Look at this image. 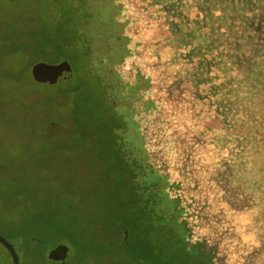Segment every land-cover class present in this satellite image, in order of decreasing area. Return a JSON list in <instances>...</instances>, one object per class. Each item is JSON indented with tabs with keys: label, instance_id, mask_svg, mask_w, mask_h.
Wrapping results in <instances>:
<instances>
[{
	"label": "trees",
	"instance_id": "16d2710c",
	"mask_svg": "<svg viewBox=\"0 0 264 264\" xmlns=\"http://www.w3.org/2000/svg\"><path fill=\"white\" fill-rule=\"evenodd\" d=\"M48 1L0 15L10 125L47 129L0 151V235L41 264H264V0Z\"/></svg>",
	"mask_w": 264,
	"mask_h": 264
},
{
	"label": "rangeland",
	"instance_id": "374dc122",
	"mask_svg": "<svg viewBox=\"0 0 264 264\" xmlns=\"http://www.w3.org/2000/svg\"><path fill=\"white\" fill-rule=\"evenodd\" d=\"M48 0H0V15L3 19H11L10 21L22 18L23 20L32 21L35 20V24L38 22V17L40 15V6L42 3L47 2ZM57 1V0H56ZM49 2V1H48ZM123 7H119L116 4L108 3L104 7L100 9V12L102 13H110L114 15H120ZM42 10V9H41ZM97 8L94 9V11L89 12L87 17H93V15H98ZM124 10V9H123ZM39 13V15H38ZM104 15V14H102ZM22 16V17H18ZM15 17V18H14ZM54 59L52 58L49 62H54ZM31 116L30 109H28V103L25 105L21 101H5V99L0 98V151H6L8 149L5 145L6 144H13L15 147V150L17 151L18 145H19V138L22 134V129H16L17 126H11L10 123H17L20 119H27ZM25 127V125L23 126ZM9 130L13 132V134H16L19 136L16 140L12 141L13 134L10 135V132L7 134L9 138L7 140L3 139V134H5L4 131ZM35 131V132H33ZM23 138L29 139L32 136H39V145H42V140H44V137L47 135V129L45 126L42 127L41 132L36 129H31V133H23ZM6 136V134H5ZM6 136V137H7ZM13 147V149H14ZM36 152H40V148H35ZM47 158L43 157V163H47ZM43 164V165H44ZM47 168V167H46ZM0 234L7 236L5 233L0 231ZM13 246L15 247L21 264H41V261L38 255L29 253L26 249L28 247L22 246L18 241H15L14 239H10ZM78 242V249L81 250L82 257L87 254H98L99 249L93 246L92 242L91 244L86 248L83 245L82 241ZM26 250V251H25ZM51 254V253H50ZM49 256V255H48ZM52 264H56V262L51 261ZM0 264H13V260L11 256L8 254L6 248H4L0 244ZM94 264V262L92 263ZM95 264H106V261H103L102 258L100 259V263Z\"/></svg>",
	"mask_w": 264,
	"mask_h": 264
},
{
	"label": "water",
	"instance_id": "95a60500",
	"mask_svg": "<svg viewBox=\"0 0 264 264\" xmlns=\"http://www.w3.org/2000/svg\"><path fill=\"white\" fill-rule=\"evenodd\" d=\"M32 71L33 76L37 81L53 84L72 78L75 67L67 60L59 63L40 62L35 64ZM0 243H2L10 252L13 264H21L19 255L13 244L2 235H0ZM51 256L66 262L67 248L65 246L57 247L52 250Z\"/></svg>",
	"mask_w": 264,
	"mask_h": 264
}]
</instances>
